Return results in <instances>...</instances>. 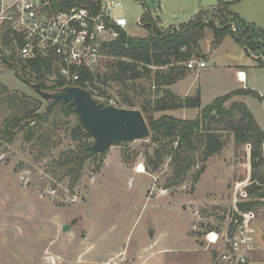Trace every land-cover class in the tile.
I'll list each match as a JSON object with an SVG mask.
<instances>
[{"label":"rangeland","instance_id":"1","mask_svg":"<svg viewBox=\"0 0 264 264\" xmlns=\"http://www.w3.org/2000/svg\"><path fill=\"white\" fill-rule=\"evenodd\" d=\"M219 1H231L232 12L264 29V0H121L115 14L127 18V35L142 36L147 30H141L136 21L145 8L164 30ZM211 9L205 21L221 26L220 15ZM4 31L0 26V264H213V248L205 249L204 235L211 228L224 229L236 214L234 205L249 200L240 199L248 181L234 183L237 177L251 176L248 146H236L225 123H213L211 127L227 140L226 145L205 160L199 156L178 185H168L172 166L167 155L157 170L146 167L147 155L153 156L155 148L149 138L118 142L99 157L84 159L80 176L70 187V175L60 162L75 154L82 142H91L73 132L80 121L75 112L64 115L56 106L48 120L31 131L26 124L15 127L11 137L4 131L6 118L22 105L39 106V111L49 107V101L28 84L38 83L37 73L15 69L17 63L1 44ZM213 38V31L206 27L199 41L201 57L184 62L187 73L169 86L158 87L146 78L96 82L97 87L90 88L108 102L94 97L106 104L111 100L118 107L141 110L147 105L145 112L141 110L147 118L192 119L200 109L157 110L156 99L166 89L182 98L199 90L203 107L242 85L264 95V41L253 39L254 48L246 50L231 34L216 47ZM115 60L104 55L93 71L110 72L108 65ZM189 61H205L206 66L191 68ZM237 69H243L244 83L237 81ZM56 71L45 72L40 81L53 85ZM232 99L245 102L264 130V101L251 94ZM139 163L143 171L137 170ZM202 166L204 171L194 182ZM259 172L264 175V166ZM253 210L257 213L253 223L264 237V198ZM64 224L68 229H63Z\"/></svg>","mask_w":264,"mask_h":264},{"label":"trees","instance_id":"2","mask_svg":"<svg viewBox=\"0 0 264 264\" xmlns=\"http://www.w3.org/2000/svg\"><path fill=\"white\" fill-rule=\"evenodd\" d=\"M143 4V3H142ZM231 1H219L211 8L198 11L194 17L178 26H168L163 30L159 25L160 20H153L150 12L145 8L141 18L142 27L147 30V35H127L118 28L119 36L112 42L107 43L102 51L104 55L113 57L116 60L111 62L110 72H99L81 70V79L75 85L87 88L93 96H98L108 102L102 94H96L90 87H97L96 82L106 83L107 81L125 82L139 78L153 79L156 86H169L182 79L187 73L184 62L194 57H201L199 52V41L204 35V29L208 27L213 31L212 46L216 47L226 34H231L236 41L245 49L254 48L253 39L260 38L264 41V29L246 23L236 13L230 10ZM146 7V6H145ZM211 12L218 13L221 18V26H216L213 20L205 21V16ZM235 23V30L231 23ZM8 32L3 35V43L8 44ZM264 44V42L262 43ZM1 53V51H0ZM5 57V56H4ZM48 63L42 59H31L26 63H19L15 69L22 73L29 71L37 73V82L44 90L58 91L68 83L56 69V78L53 85L46 86L40 81L45 72H51L52 68L47 67ZM154 67V70L152 68ZM31 81V80H30ZM86 81L88 84H86ZM5 91L6 87L3 86ZM251 94L264 101V95L242 87L233 90L225 95L216 97L209 104L201 106L199 91L195 95L184 98L176 96L171 90H164V94L156 99L154 108L157 110H170L178 108H198V115L192 119H181L172 115H161L158 118H147L150 135L149 141L155 145L153 156L147 155L146 167L157 170L163 156L167 155L172 166L171 177L168 185H178L187 176L189 170L201 160H205L215 153H219L226 145V139L213 130V123H225V128L233 135L235 145L238 147L249 146V162L251 176L245 190L247 192L246 202H239L242 210L252 209L264 198V175L259 169L264 166L262 147L264 144V130L255 120L245 102L232 99L236 95ZM10 97V96H8ZM229 100V104H226ZM39 101H41L39 99ZM41 102H39V105ZM132 106V103L129 102ZM56 106H60L64 115L74 111L66 108L61 102L46 107L39 111V106L29 109L22 105L21 109L14 112L4 121V131L11 137L15 127L28 125L27 131L33 130V126L42 125L48 120L49 115ZM147 105H142V111L147 110ZM25 121V123L23 122ZM33 122L32 126L29 124ZM80 137L90 139L80 121L73 129ZM31 135V133H29ZM9 137V138H10ZM89 143V142H88ZM88 143L82 142L75 154L60 162V166L69 174L70 187L78 180L79 169L84 159L99 157L95 153H85L84 149ZM91 143V142H90ZM118 142H112L115 144ZM258 170V172H257ZM204 171L202 166L194 177V182L199 180L200 174ZM247 176L234 180V183L244 181Z\"/></svg>","mask_w":264,"mask_h":264},{"label":"built area","instance_id":"3","mask_svg":"<svg viewBox=\"0 0 264 264\" xmlns=\"http://www.w3.org/2000/svg\"><path fill=\"white\" fill-rule=\"evenodd\" d=\"M121 6V0H0V26L11 38L1 44L17 64L45 60L47 67L59 70L67 85H75L81 70L92 71L99 64L103 47L119 36L118 28L125 31L127 18L115 14ZM136 25L143 29L141 18ZM187 65L202 68L206 62L189 61ZM242 74L243 70L237 72L243 81ZM109 104L113 105L111 100ZM247 184L240 191L241 200L248 198ZM253 209L234 205L236 214L224 229L206 231L205 249L213 248V264H264V237L253 223L257 215Z\"/></svg>","mask_w":264,"mask_h":264},{"label":"water","instance_id":"4","mask_svg":"<svg viewBox=\"0 0 264 264\" xmlns=\"http://www.w3.org/2000/svg\"><path fill=\"white\" fill-rule=\"evenodd\" d=\"M49 106L61 102L79 117L91 143L84 152L102 155L112 142H131L146 139L150 130L141 110L118 107L99 101L90 90L78 85H66L58 91H46L38 83H28ZM264 156V144L262 147ZM63 229H68L64 224ZM153 229H149L152 234ZM215 254H213V257Z\"/></svg>","mask_w":264,"mask_h":264},{"label":"crops","instance_id":"5","mask_svg":"<svg viewBox=\"0 0 264 264\" xmlns=\"http://www.w3.org/2000/svg\"><path fill=\"white\" fill-rule=\"evenodd\" d=\"M239 70H243V69H237V70H235L236 79H237V81H238L239 83H244V82L246 81V79L242 81V80H240V79L237 77V72H238ZM244 75H245V74H244ZM242 77H244V76H242ZM242 87H245V85H242ZM197 91H199V90H197ZM186 92H187V93H186ZM189 93H190V92L185 91V94H186V95H189ZM185 94H184V95H185Z\"/></svg>","mask_w":264,"mask_h":264},{"label":"bare ground","instance_id":"6","mask_svg":"<svg viewBox=\"0 0 264 264\" xmlns=\"http://www.w3.org/2000/svg\"><path fill=\"white\" fill-rule=\"evenodd\" d=\"M241 76H244V74H242ZM137 170L143 171V164L142 163H139Z\"/></svg>","mask_w":264,"mask_h":264}]
</instances>
